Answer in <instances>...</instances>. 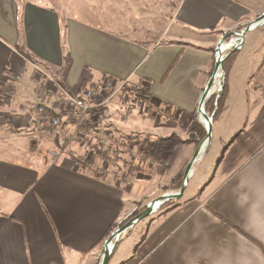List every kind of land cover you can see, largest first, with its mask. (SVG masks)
<instances>
[{
  "label": "crops",
  "instance_id": "crops-1",
  "mask_svg": "<svg viewBox=\"0 0 264 264\" xmlns=\"http://www.w3.org/2000/svg\"><path fill=\"white\" fill-rule=\"evenodd\" d=\"M66 6L65 0H0V82L21 77L14 96L0 102V144L11 147L0 150V264H97L110 227L137 209L134 195L111 175L99 178L71 165L75 144H99L93 120L83 143L68 150L62 140L73 121L48 97L60 126L38 131L30 104L43 86L34 66L78 95L103 79L140 87L150 112L156 110V132H165L156 134L157 175L167 179V194H176L201 137L194 117L214 69L211 36L240 30L264 12V0H179L167 24L175 33L162 43L167 26L141 31L126 13L106 14L102 26ZM260 34L264 28L247 32L231 63L224 109L181 198L124 233L108 264H264ZM191 127L187 141L182 130ZM118 128L108 132L104 151H113L109 138L126 139L115 143L122 151L139 146L135 134L120 136ZM51 152L60 157L52 160Z\"/></svg>",
  "mask_w": 264,
  "mask_h": 264
},
{
  "label": "rangeland",
  "instance_id": "rangeland-1",
  "mask_svg": "<svg viewBox=\"0 0 264 264\" xmlns=\"http://www.w3.org/2000/svg\"><path fill=\"white\" fill-rule=\"evenodd\" d=\"M178 1L179 0H65V4L67 5L66 7L68 8L72 7L76 9V11H78V13H81V15L85 14L83 15L85 18L88 16L90 17L89 14H91V17H93V19L96 17V20L98 22H101L102 26L104 24L106 14H109V16H113V15L119 16L121 14L125 15L126 13V15L129 16L128 19L130 25H134L136 26L137 29L140 30L142 29L143 31L146 32L147 30L152 31L153 30L152 28L155 25H156V31L159 30L162 31L164 26L166 27L167 24L169 23ZM169 27L170 26H167L165 35H163L160 40L162 43L169 42L170 41L169 38L171 34L175 33L174 27H171L168 30ZM130 28H132V26ZM259 28H264V25L263 27H259ZM242 29L233 32H240ZM224 32L226 31L215 34V36H211V39L213 41L211 49H212L214 63H215L214 56L216 53L217 44L220 41L221 36L224 37L225 43H227L231 39V36L229 35L230 32L227 31L226 34ZM180 34L185 35V33L183 32ZM255 41L258 43L264 42V34L258 35V38H256ZM230 51L231 50L226 51L222 56H225ZM222 75L224 77L223 71H222ZM221 81H222L221 84L223 85V78ZM222 85H221V89H222ZM4 86H5V82L4 85L2 86L1 91H3ZM221 89L219 92L213 95L215 96V99L217 95L220 94ZM117 103L120 104L121 101L119 100L115 101L114 105H116ZM110 111L111 110H107L105 113L107 115H110ZM151 112L149 111V113L147 114L144 112L137 114V117L136 116L132 117L131 116L132 113L127 115L126 120L123 121L119 126L118 128L119 130L117 131V133L120 136H128L135 134L137 136L135 140H137L139 146L134 147L132 149L128 148L129 151H122L121 148L115 146V143H117L118 140H126V139H119V137H116V139L109 138V140H107L106 142V146L110 150H113L110 153H115L116 148L119 149L116 152L117 159L115 160L113 158H110L112 166L110 168L111 171H109V173L105 174L104 176H99L95 174V176L99 178H104L107 177L108 175H111L113 179H115L116 181L119 179H127L130 181V185L127 186L126 188L131 192L130 194L131 195L133 194L134 197L136 198L135 205H137L136 207L137 209H135L132 213L142 210L143 208H146V206L151 201L156 200L160 196L167 194V191L170 188L169 185L166 183L167 179L159 178L157 175L158 164L156 162V134L162 135L165 134V132L164 131L156 132V110L154 113ZM209 114L208 116L211 118ZM197 116H198V112L194 117V122L198 123ZM122 125L129 126V128L126 129L127 131L124 132V130L122 129L123 127ZM201 127L204 129L203 126ZM89 128L90 126L88 125L87 133L88 131L89 132L91 131ZM38 131L44 134L48 133V131H44L40 129ZM182 131H184V134L182 133V136L186 138V140L188 141L191 140L190 137H193V134L192 135L190 134L194 132L193 128L191 127L189 129H183ZM62 141L67 142L68 140H62ZM65 142L64 144H66ZM96 142L90 144V146L91 147L99 146L100 148L102 147V149L105 150L104 149L105 143H103L104 145L103 144L97 145ZM81 143L83 142L81 141ZM117 144L119 146L120 143L118 142ZM82 145L75 144L73 146L74 150L71 151L74 153L72 155H74L75 158H79L80 160H82L83 163L87 164V167L85 169H91L94 172V167L96 166L100 168L104 160L95 157L92 163H88L86 160L88 157L87 155L89 153H92L93 150L91 147L86 148L87 146H82ZM71 146L72 145L68 146L67 149L68 150L69 148L71 149ZM125 146H128V144H126ZM10 148L11 147L8 144L6 145L0 144V150L10 149ZM120 151H122L123 153ZM131 152L136 154V157L134 158L131 157L132 154ZM118 228H120V225L114 227V229L105 238L102 246L100 247H103L105 241ZM99 255H100L98 259L99 261H97V264L100 263L102 248Z\"/></svg>",
  "mask_w": 264,
  "mask_h": 264
},
{
  "label": "built area",
  "instance_id": "built-area-1",
  "mask_svg": "<svg viewBox=\"0 0 264 264\" xmlns=\"http://www.w3.org/2000/svg\"><path fill=\"white\" fill-rule=\"evenodd\" d=\"M263 25L259 27H263ZM226 32L224 33L226 34ZM228 32H230L231 39L226 44L229 46L226 51L235 48L239 50L241 47V40L238 36L239 32ZM220 42L225 43L224 37L221 36ZM34 70L39 77V82L43 86L41 97L30 104V111L32 112L34 122L40 130L50 132L58 128L60 126V120L58 116L52 114L45 100L48 97H54L59 100L64 108L65 114L73 121V129L68 135V141L65 144L66 148L85 138L87 134V123L90 120H93L92 122L96 126V132L94 131V134L97 140H99V144L102 145L107 138L108 132L117 129L126 120L128 114L133 112L139 114L144 112L147 114L150 111L147 96L140 87L131 86L128 80L117 82L103 79L92 86L83 88L78 95L66 89L42 69L34 66ZM20 82V76H11L3 87V91H1V98L9 99L13 97ZM260 90L264 94V86L260 87ZM118 100L122 103L114 105V102ZM107 110H111L110 115L105 113ZM50 156L55 161L60 157V154L59 152H51ZM131 157H136V154L132 153ZM111 166L110 159L104 160L100 168L94 167V174L104 176L111 171ZM72 167L76 170H86L87 164L83 163L79 158L74 157L72 159ZM129 185L130 181L127 179L117 180V186L122 189Z\"/></svg>",
  "mask_w": 264,
  "mask_h": 264
},
{
  "label": "water",
  "instance_id": "water-1",
  "mask_svg": "<svg viewBox=\"0 0 264 264\" xmlns=\"http://www.w3.org/2000/svg\"><path fill=\"white\" fill-rule=\"evenodd\" d=\"M263 20H264V12L260 16H258L255 20H253L252 22H249L239 32L238 36L241 40V43L243 42V39H244L246 33L249 32L250 30H253V29L259 27L260 25H257V24ZM237 50L238 49H236V48L232 49L225 56H221V57L215 59L213 72H212L211 76L209 77L208 82H207V84L203 90V93L201 95V98H200V101L198 104V109H197L198 114H201L202 117L204 118V120L206 121V125L205 126L202 125L205 129L206 135H205L204 139L201 141V143L196 147V149L194 150V152L192 154L191 159L189 160V162L186 165V168L184 170L183 177H182L181 186H180L178 192L176 194H165L163 196H160L158 199L151 201L146 206V208L143 212H141L136 217H134L133 219L126 222L122 227L116 229L111 234V236L105 241V243L102 247V255H101L99 264H108V262L111 258L113 249H114L116 243L121 238V236L124 233H126L127 231H129L130 229H132L139 221L150 216L155 211L154 206L156 203H159V206H160L167 201H173V200H177V199L181 198V196L185 190L187 181L191 175L193 164L198 159V157L200 156L204 146L207 145L208 140L210 138V132H211V128H212V118H210L208 116V114H206V112L204 111V105L208 101V99L212 96L210 94V90L212 89L213 84L215 82L216 73H217V71H223V67H222L223 62L229 57V55L231 53H233Z\"/></svg>",
  "mask_w": 264,
  "mask_h": 264
},
{
  "label": "trees",
  "instance_id": "trees-1",
  "mask_svg": "<svg viewBox=\"0 0 264 264\" xmlns=\"http://www.w3.org/2000/svg\"><path fill=\"white\" fill-rule=\"evenodd\" d=\"M236 53H237V51L231 53L229 55V57L223 62V66H222L223 67V72H224L223 85H222V89H221V92H220L218 98L215 99V96H211L208 99V101L205 103V105H204L205 112L207 114L210 113L209 115L212 118V123L220 116V114L222 113V111L224 109V102H225L226 95H227V89H226V85H225L226 75L228 73V70H229V68L231 66L232 61L234 60V57H235ZM3 85H4V82L2 80L0 82V94H1V90H2V86ZM5 101H6V99H0V102H5ZM195 131H196V135L197 136H201L200 139L197 140V142H196V146H198L200 144V142L202 141V139L205 137L206 132H205V130L202 127H199V126H196ZM116 152L115 153H110V152L102 150L101 148H95L92 151V153L89 155V157H87L86 160H87L88 163H92L95 157H99L102 160H108L110 158H113V159L116 160L117 159L116 158L117 157ZM181 180H182V178H180L178 180V182L176 184V189H179V187L181 185ZM144 210H145V208H143L142 210H139L137 212L132 213L125 221H123L120 224V227H122L126 222H128L131 219H133L134 217H136L138 214H140ZM114 227H115L114 225H112L110 227V229H109L108 233L106 234V236L109 235V233L114 229ZM128 232L129 231H127V233ZM115 247H116V245H115ZM115 247H114V249H115ZM114 249H113V251H114Z\"/></svg>",
  "mask_w": 264,
  "mask_h": 264
},
{
  "label": "bare ground",
  "instance_id": "bare-ground-1",
  "mask_svg": "<svg viewBox=\"0 0 264 264\" xmlns=\"http://www.w3.org/2000/svg\"><path fill=\"white\" fill-rule=\"evenodd\" d=\"M264 24V20L263 21H260L257 25H263ZM256 25V26H257ZM220 42V41H219ZM227 43H219L218 44V49H217V51H216V53H215V59L216 58H219V57H221L222 56V54H224L225 52H226V50H227V48L229 47V46H227L226 45ZM217 52H218V56H217ZM222 78H223V75H222V71H217V73H216V78H215V82H214V84H213V87H212V89L210 90V94L213 96L214 94H216L217 92H219L220 91V89H221V83H222ZM198 119H199V121H200V123L203 125V126H205L206 125V121L204 120V118L202 117V115L201 114H198ZM161 206V205H160ZM159 203H156L155 204V206H154V208H155V210L156 209H158L159 207ZM112 246V245H111Z\"/></svg>",
  "mask_w": 264,
  "mask_h": 264
}]
</instances>
